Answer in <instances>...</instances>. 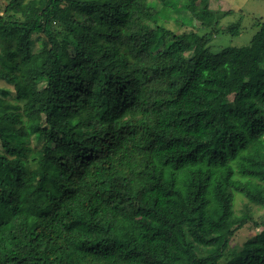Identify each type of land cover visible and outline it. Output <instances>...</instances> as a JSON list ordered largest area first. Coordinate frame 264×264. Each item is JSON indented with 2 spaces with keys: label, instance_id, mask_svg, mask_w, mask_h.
Returning <instances> with one entry per match:
<instances>
[{
  "label": "trees",
  "instance_id": "16d2710c",
  "mask_svg": "<svg viewBox=\"0 0 264 264\" xmlns=\"http://www.w3.org/2000/svg\"><path fill=\"white\" fill-rule=\"evenodd\" d=\"M197 1H0V264H264V20L213 51Z\"/></svg>",
  "mask_w": 264,
  "mask_h": 264
},
{
  "label": "rangeland",
  "instance_id": "374dc122",
  "mask_svg": "<svg viewBox=\"0 0 264 264\" xmlns=\"http://www.w3.org/2000/svg\"><path fill=\"white\" fill-rule=\"evenodd\" d=\"M3 7H5L11 0H0ZM202 0H198L197 3L200 4ZM207 8L204 5L195 8V13L203 21L205 26H202L198 31L200 34H208L211 32L209 46L213 51H219L226 46H241L247 45L250 43L252 37L258 30L259 26L256 24L259 21L264 20V0H208ZM22 6H13L9 7L8 13L16 14L20 13ZM217 11L216 15L223 16L227 11H231L229 14H225L221 18L219 23L216 25L214 21H217V17H214V20L210 17V9ZM3 10L0 11V14ZM183 16L188 19H191V15L187 12H183ZM182 17L178 16V20L172 19L165 22L166 26L173 29L176 32H184L190 29H197L201 27V22L192 18L191 24H184L181 21ZM211 23V27H206ZM214 28V29H213ZM213 29V31H212ZM60 30H63L60 27ZM0 87H9L12 86L4 80H0ZM0 95L2 94L0 90ZM7 99L13 100V97L6 96ZM14 102V100H13ZM4 116L13 123H18L21 125L23 123V118L27 120L29 117L26 115H21L20 111H9L4 113ZM32 123L35 126L43 123V116L40 114H32ZM107 120L108 118L105 117ZM35 142V141H34ZM24 197V196H23ZM264 199V196H262ZM247 199L244 196L237 195L235 208L237 212H241L246 204ZM251 213H253L254 220L258 221L259 224H254L253 222L247 223L242 229H240L233 239L231 240V246H236L237 248L243 245L249 238L253 237L257 233L261 232L264 229L262 221L264 220V206L258 203L251 204ZM234 262V261H233Z\"/></svg>",
  "mask_w": 264,
  "mask_h": 264
}]
</instances>
